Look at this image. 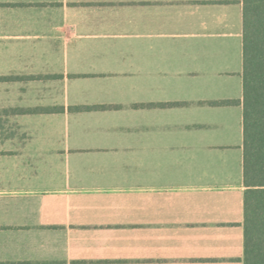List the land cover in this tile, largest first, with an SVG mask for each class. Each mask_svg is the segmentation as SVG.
Here are the masks:
<instances>
[{
    "label": "crops",
    "instance_id": "crops-1",
    "mask_svg": "<svg viewBox=\"0 0 264 264\" xmlns=\"http://www.w3.org/2000/svg\"><path fill=\"white\" fill-rule=\"evenodd\" d=\"M242 71V0H0V264H243Z\"/></svg>",
    "mask_w": 264,
    "mask_h": 264
},
{
    "label": "trees",
    "instance_id": "trees-1",
    "mask_svg": "<svg viewBox=\"0 0 264 264\" xmlns=\"http://www.w3.org/2000/svg\"><path fill=\"white\" fill-rule=\"evenodd\" d=\"M243 264H264V0H242ZM4 78H0L3 80ZM225 101L214 105L232 104ZM104 109L74 107L72 110ZM63 108L38 109L61 112ZM36 112V111H34Z\"/></svg>",
    "mask_w": 264,
    "mask_h": 264
}]
</instances>
